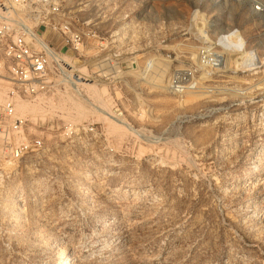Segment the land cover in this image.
I'll return each instance as SVG.
<instances>
[{"label":"rangeland","instance_id":"374dc122","mask_svg":"<svg viewBox=\"0 0 264 264\" xmlns=\"http://www.w3.org/2000/svg\"><path fill=\"white\" fill-rule=\"evenodd\" d=\"M81 8L84 18L133 13L116 27L129 36L124 51H136L135 69L124 63L118 87L96 85L104 100L120 101L124 121L159 142L90 108L70 116L61 97L92 100L90 80L35 97V112L20 115L29 120L26 136L45 145L2 165L11 176L0 177V264H264V0ZM232 29L258 51L260 69L243 73L228 54L226 72L200 69L198 91L171 94L173 72L202 67V48ZM70 123L102 129H62Z\"/></svg>","mask_w":264,"mask_h":264},{"label":"built area","instance_id":"2783aa9c","mask_svg":"<svg viewBox=\"0 0 264 264\" xmlns=\"http://www.w3.org/2000/svg\"><path fill=\"white\" fill-rule=\"evenodd\" d=\"M91 3L101 5L103 0H0V91H7L6 99L0 101V148L5 154L0 161L1 178L11 176L10 170L3 167L4 161L10 165L19 162L45 145L41 136H26L29 120L16 112L17 96L30 100L52 96L59 88L88 80L118 87L126 83L129 68L125 64L130 62L131 70L135 69L129 57L136 51H124L121 46L129 36L116 27V23L126 21L133 13L115 15V11L108 10L97 17L84 18L81 16L84 8L75 9ZM202 49V67L190 66L173 72L167 86L171 94L183 97L198 91L200 69L210 74L227 71L228 54L219 66L212 67L205 62V57L220 49L215 45ZM153 61L148 60L142 70L149 72ZM75 66L87 69V75L75 72ZM106 99L107 107L93 103L95 115L123 122L126 110L120 101L110 94ZM98 125L70 123L62 129H86L87 133H95V129H102ZM128 127L143 141L159 142L156 136L137 130L143 128Z\"/></svg>","mask_w":264,"mask_h":264},{"label":"bare ground","instance_id":"6f19581e","mask_svg":"<svg viewBox=\"0 0 264 264\" xmlns=\"http://www.w3.org/2000/svg\"><path fill=\"white\" fill-rule=\"evenodd\" d=\"M74 70H75V72H77L78 74H80V75H84V76H86L87 75V73H86V69H84L83 67H78V68H76V67H74ZM88 85L90 86V92L92 93V100H90V99H80V98H78L77 96H75L74 94H69V93H66L67 94V96L65 95L64 97L62 96L61 97V100H60V103L59 102H57L56 103V101H52L53 100V98H52V100H51V102L53 103V104H55L54 106L56 107L57 106V104L59 103L60 104V106L61 107H64V108H69V109H67L68 111H69V114H70V116H73V117H75V116H79V117H82L83 115V117H85V115L86 114H88V113H86V110L88 109V108H90V109H93V110H95V108L92 106L93 105V103L94 104H97V105H100V106H103V107H107L108 106V104L105 102V100H104V95H103V93H105L106 91H104L103 89H100L97 85H96V83H93L92 82V80H90L89 82H88ZM59 94V93H58ZM62 94V93H61ZM58 96V95H57ZM60 96V95H59ZM6 97H7V91H6V89L5 90H3V91H0V101H4L5 99H6ZM21 97V96H20ZM42 97V96H41ZM40 97V98H41ZM50 97V96H49ZM55 97V96H54ZM51 98V97H50ZM49 98V99H50ZM38 99V98H37ZM55 99V98H54ZM36 100V99H35ZM40 100H42V99H40ZM44 100H46V99H44ZM56 100V99H55ZM15 101H16V103H15ZM48 102H50V101H48ZM108 102V101H107ZM14 103H15V106H16V112L18 113V115H20V114H33L34 112H35V110H36V108H37V106H36V104L34 103V101L33 100H24V99H20V98H17L16 100L14 99ZM40 103V102H39ZM43 103V102H42ZM51 107V106H50ZM41 108V107H40ZM44 108V107H43ZM52 108V107H51ZM57 108H59V106L57 107ZM42 109V108H41ZM40 109V110H41ZM45 109V108H44ZM44 109H42V111L44 110ZM55 109V108H54ZM53 109V110H54ZM62 109V108H61ZM63 110V109H62ZM48 112H49V110H48ZM92 112V111H91ZM91 112H89V113H91ZM95 112V111H94ZM40 113V112H39ZM38 113V114H39ZM68 114V115H69ZM101 115V114H100ZM22 116V115H21ZM87 116V115H86ZM26 117V116H25ZM69 117V116H68ZM35 119V118H34ZM73 121H75V120H73ZM73 121H70V122H73ZM79 120H77L76 122H78ZM118 123V125H120V127H125V128H128L129 129V127L128 126H130V124L128 123V122H126V121H123V122H117ZM116 125V124H115ZM114 129V128H113ZM134 131V130H133ZM1 150V154L3 155V156H5V154H4V151L2 150V148H0Z\"/></svg>","mask_w":264,"mask_h":264},{"label":"clouds","instance_id":"9594fccd","mask_svg":"<svg viewBox=\"0 0 264 264\" xmlns=\"http://www.w3.org/2000/svg\"><path fill=\"white\" fill-rule=\"evenodd\" d=\"M215 47L219 52H213L205 57V62L212 67L219 66L225 54H231L239 59V69L244 72L255 71L259 67L258 51L250 47L245 36L239 29H232L217 35Z\"/></svg>","mask_w":264,"mask_h":264}]
</instances>
